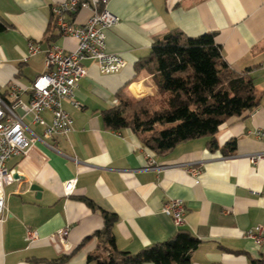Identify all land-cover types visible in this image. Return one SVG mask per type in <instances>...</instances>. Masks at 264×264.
<instances>
[{
  "label": "crops",
  "instance_id": "obj_1",
  "mask_svg": "<svg viewBox=\"0 0 264 264\" xmlns=\"http://www.w3.org/2000/svg\"><path fill=\"white\" fill-rule=\"evenodd\" d=\"M60 1L0 0V20L7 25L0 33V97L8 98L10 83L28 88L44 73L51 46L75 50L76 41L61 36L51 16L52 5ZM107 9L119 22L105 33L106 51L120 56L125 67L103 75L93 61L83 60L86 77L73 97L61 102L72 119L71 132L6 161L18 179L4 189L0 264H88L87 256L97 245L90 237L103 228V213L115 217L116 248L136 254L178 230L162 211L169 199L183 202L181 228L199 240L190 264H249L258 259L264 244L245 234L264 229V161L253 165L247 160V155L264 152V140L253 135L264 131V0H109ZM89 15L79 11L70 19L81 24ZM174 31L188 37L213 34L228 67L247 73L259 94L255 109L219 127L214 152L206 137L157 155L131 130H113L103 122V112L117 106L120 92L134 100L153 96L152 76L135 65L150 54L156 38ZM29 43L39 52L23 61ZM20 100L27 104L28 93ZM17 113L22 115L20 109ZM42 118L51 123L49 112ZM24 121L41 137L43 127L32 125L30 116ZM228 142H234V152L225 156L221 149ZM148 158L163 168L148 169ZM70 180L75 186L66 196L63 184ZM32 185L40 187L39 197ZM66 227L61 243L57 233ZM28 230L39 239L28 243Z\"/></svg>",
  "mask_w": 264,
  "mask_h": 264
},
{
  "label": "trees",
  "instance_id": "obj_2",
  "mask_svg": "<svg viewBox=\"0 0 264 264\" xmlns=\"http://www.w3.org/2000/svg\"><path fill=\"white\" fill-rule=\"evenodd\" d=\"M6 30L0 20V33ZM135 69L152 76L153 96L134 100L120 92L117 106L103 112V122L113 130H131L144 148L157 155L206 137L209 151L218 150L219 127L259 103L252 79L228 67L210 33L188 37L174 31L156 38L150 54ZM221 150L230 155L234 142ZM103 219V228L90 237L97 245L87 256L88 264H190L191 252L199 245L198 239L179 227L169 239L136 254L119 251L112 231L115 217L103 213ZM249 264H264V255Z\"/></svg>",
  "mask_w": 264,
  "mask_h": 264
},
{
  "label": "built area",
  "instance_id": "obj_3",
  "mask_svg": "<svg viewBox=\"0 0 264 264\" xmlns=\"http://www.w3.org/2000/svg\"><path fill=\"white\" fill-rule=\"evenodd\" d=\"M109 0H62L51 7V16L55 27L61 36L71 37L76 41L74 51L66 52L57 46H51L45 54V72L36 77L28 88L12 82L8 86L7 99L0 97V222L5 219L4 189L18 179L17 175L5 166L12 157L24 155L36 143H45L56 136H66L72 130V119L63 110L61 102L73 97L74 90L80 81L86 77L87 70L83 60L93 61L98 71L103 75L115 74L125 67V61L118 55L106 51V31L115 27L119 19L108 9ZM79 11H88L85 22L77 24L71 21ZM39 47L28 44L27 55L23 61L36 55ZM28 93L29 100L25 104L20 96ZM22 111V115L17 113ZM49 112L51 123L46 124L42 113ZM31 117L32 125L43 127L41 137L32 132L25 123L26 117ZM253 135L264 140V131L255 130ZM52 149V148H51ZM247 160L255 165L264 161V152L247 155ZM148 169L160 171L152 158H148ZM198 174V171L191 172ZM75 180L63 184L66 196L72 194ZM170 217L177 228L184 224L185 208L179 199L167 200L162 209ZM264 229L255 227L246 232L245 236L257 245L264 244ZM68 228L57 233L61 243L66 241ZM39 235L31 230L26 232V241L35 242Z\"/></svg>",
  "mask_w": 264,
  "mask_h": 264
},
{
  "label": "water",
  "instance_id": "obj_4",
  "mask_svg": "<svg viewBox=\"0 0 264 264\" xmlns=\"http://www.w3.org/2000/svg\"><path fill=\"white\" fill-rule=\"evenodd\" d=\"M30 190H31V191H34V192H37V196L39 197V194H40V192H41L40 187H38V186H36V185H32V186L30 187Z\"/></svg>",
  "mask_w": 264,
  "mask_h": 264
}]
</instances>
